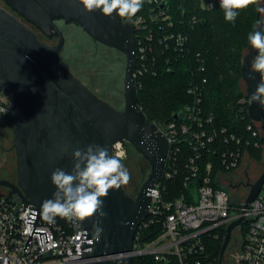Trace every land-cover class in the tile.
<instances>
[{
  "label": "water",
  "instance_id": "water-1",
  "mask_svg": "<svg viewBox=\"0 0 264 264\" xmlns=\"http://www.w3.org/2000/svg\"><path fill=\"white\" fill-rule=\"evenodd\" d=\"M4 2L8 8L0 4V91L9 101L5 121L14 134L18 180L14 183L0 179V186L9 189L10 197L16 194L22 201L35 203L42 209L43 202L51 199L56 191L50 179L52 172L61 168L71 173L74 150L98 144L114 155L115 142L122 139L129 142L149 161L151 172L137 197L128 195L123 186L110 191L103 198L107 215L102 218L94 215L80 222L89 241L85 243L79 264H133L131 252L136 231L149 216L150 192L162 180L168 150L163 131L137 105L134 23L115 15L105 17L100 11L88 13L73 0ZM263 6L258 5L257 21L263 19L260 11ZM59 21L75 23L97 44L125 55L123 109L93 92L61 61L65 36ZM34 27L50 39L58 38V42L49 44L41 40ZM256 55L258 52L248 45L242 61V80L249 98L260 83L258 73H251L254 79H248L251 61ZM249 110L251 118L261 121L264 133V109L254 102ZM263 184L264 169L250 184L245 208ZM97 220L103 229L98 238L93 227ZM243 221L244 216L227 226L217 264H224L233 232Z\"/></svg>",
  "mask_w": 264,
  "mask_h": 264
},
{
  "label": "built area",
  "instance_id": "built-area-1",
  "mask_svg": "<svg viewBox=\"0 0 264 264\" xmlns=\"http://www.w3.org/2000/svg\"><path fill=\"white\" fill-rule=\"evenodd\" d=\"M187 10L186 5H174L172 0H144L141 11L131 19L136 33L137 89L142 87L143 76L158 74L159 50L173 51L178 56L190 51L185 21L195 25L200 19L187 18ZM176 15L180 17L177 20ZM197 63L200 67L188 88L192 102L173 120L156 123L168 140V150L162 180L150 192L149 216L138 228L155 225L161 231L146 240V236L137 234V229L131 255L133 260L139 259L136 264H214L208 241L217 237V228H227L244 216L233 232L235 252L231 263L226 259V264H264V184L247 208L244 205L249 193L243 197L236 186L229 185L234 172L237 174L252 161H258L250 155L247 146L253 142L256 148L264 149L263 125L249 114L246 89L237 102V111L242 120L248 114L250 122L246 131L254 140L215 126L213 113L205 117L203 85L207 79H201L199 73L205 71L206 65L199 53ZM171 69L172 66L168 68ZM8 104V98L0 91V125L5 122ZM126 142L122 139L113 144V154L122 160L128 155ZM205 150L211 153L206 162L203 161ZM180 176H184V189L179 195L165 199L166 185L162 181L177 180ZM8 192H0V264L82 262L85 243L89 240L81 223L74 226L57 217L54 224H49L38 205L24 202L16 194L10 197Z\"/></svg>",
  "mask_w": 264,
  "mask_h": 264
},
{
  "label": "trees",
  "instance_id": "trees-1",
  "mask_svg": "<svg viewBox=\"0 0 264 264\" xmlns=\"http://www.w3.org/2000/svg\"><path fill=\"white\" fill-rule=\"evenodd\" d=\"M172 2L174 5L180 3L186 5L187 18L196 16L200 22L190 25L188 21H185L186 31L190 37L188 47L190 51H187L186 54L178 56L173 51H158L161 68L158 74L145 75L140 79L142 87L138 89V108L144 111L150 122L157 124L171 121L175 114L181 113L185 105L193 100L188 88L195 80L196 72L200 67L197 63V54L199 53L206 65L205 71L199 73L201 79H207L203 85L205 117L213 113L215 126L225 127L229 132L238 136L244 135L245 139L251 141L254 140L251 134L246 131V124L250 122V118L248 114L244 120L240 118L237 102L244 96L239 81L242 77L244 48L249 45L247 36L254 31L257 22L258 0H255L254 4H250L247 9H240V15L234 24L224 20L219 0H172ZM178 18L180 17L176 15L175 19ZM170 66L172 69L168 70ZM256 139L260 141V138ZM126 146L129 152L132 145L126 142ZM247 147L252 157L259 161L263 159L264 149L262 147L256 148L253 142ZM210 158L211 153L205 150L203 161L206 162ZM176 179L162 181L166 185L165 199L169 200L179 195L184 189V176ZM126 192L131 194L127 190ZM216 230L217 237L208 241V251L214 264H217L226 235L224 226ZM160 231V226L152 225L149 228H138L137 234L140 233L141 236H146V240L147 238L150 240ZM232 243L233 241L227 251L234 247ZM226 259L227 257L224 264L227 263ZM138 260L134 258L133 264H136Z\"/></svg>",
  "mask_w": 264,
  "mask_h": 264
},
{
  "label": "clouds",
  "instance_id": "clouds-1",
  "mask_svg": "<svg viewBox=\"0 0 264 264\" xmlns=\"http://www.w3.org/2000/svg\"><path fill=\"white\" fill-rule=\"evenodd\" d=\"M88 12L100 11L103 16L131 20L143 8L144 0H73ZM255 0H219L224 20L234 24L240 15V9H247ZM264 12V9H260ZM256 30L247 36L248 44L258 52L251 61L248 79H254L251 73L260 75V83L250 96L249 103H258L264 109V19L258 20ZM67 151V148L64 149ZM74 165L71 173L56 168L51 174V183L56 191L51 199L42 204L43 219L54 224L57 217L67 220L74 226L94 215L105 217L104 199L110 191L120 189L131 180V174L121 158L110 155L106 147L90 144L85 150L73 151ZM97 220L93 225L99 237L103 229Z\"/></svg>",
  "mask_w": 264,
  "mask_h": 264
},
{
  "label": "rangeland",
  "instance_id": "rangeland-1",
  "mask_svg": "<svg viewBox=\"0 0 264 264\" xmlns=\"http://www.w3.org/2000/svg\"><path fill=\"white\" fill-rule=\"evenodd\" d=\"M0 4L6 5L4 0ZM264 5V0H258V5ZM211 6V4H210ZM264 9V6L263 8ZM264 19V12H261ZM65 36V46L61 51V61L82 81L85 82L93 91L103 98L110 101L115 107L123 109L125 106L124 98V77L126 67L125 55L117 49L108 47L101 43H96L83 29L75 23L66 24L64 21L58 22ZM35 28V27H34ZM36 29V28H35ZM41 40L49 44L58 42V38L50 39L38 29ZM248 51V46L244 48V54ZM240 88L246 92L245 81L240 79ZM14 134L7 122L0 125V178L11 181L18 180L16 168V152L13 147ZM264 154V152H263ZM125 167L131 174V180L124 185L128 192L133 193L134 184L140 187L148 179L151 172L149 161L140 154L137 149L131 146L127 157L123 160ZM264 169V156L262 160L252 161L249 167H244V171H249L250 176H255L260 170ZM236 172L233 173L235 176ZM241 173H238V177ZM17 183V182H16ZM0 192H8V188L0 186ZM138 190V191H139ZM233 245V243H232ZM235 248L231 247L227 251V259L231 258ZM225 257V258H226Z\"/></svg>",
  "mask_w": 264,
  "mask_h": 264
},
{
  "label": "flooded vegetation",
  "instance_id": "flooded-vegetation-1",
  "mask_svg": "<svg viewBox=\"0 0 264 264\" xmlns=\"http://www.w3.org/2000/svg\"><path fill=\"white\" fill-rule=\"evenodd\" d=\"M2 5V4H1ZM4 7H7V5H2ZM8 8V7H7ZM77 75V74H76ZM82 79V78H81ZM85 83V82H84ZM86 84V83H85ZM87 85V84H86ZM88 86V85H87ZM89 87V86H88ZM90 88V87H89ZM91 89V88H90ZM93 91V89H92ZM96 93V91H93ZM97 94V93H96ZM99 95V94H97ZM100 96V95H99ZM102 97V96H100ZM103 98V97H102ZM105 99V98H104ZM107 100V99H105ZM108 101V100H107ZM109 102V101H108ZM111 103V102H110ZM113 105V104H112ZM114 106V105H113ZM117 108V107H116ZM119 109V108H118ZM261 170L254 176H250V173L249 171H241V172H238V173H241L238 177V173L232 178L231 182L229 185L231 186H236L239 191L241 192L242 196L244 197L247 193H249V190H250V184L253 183L258 177L259 175L261 174ZM0 179H6V178H0ZM11 181V180H10ZM14 183H16L17 181H12ZM5 187V186H4ZM1 188V187H0ZM9 190V189H8ZM138 186L136 184H134V188H133V193L131 194H128L130 195L131 197L135 198L137 197V194H138Z\"/></svg>",
  "mask_w": 264,
  "mask_h": 264
}]
</instances>
